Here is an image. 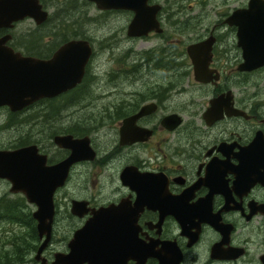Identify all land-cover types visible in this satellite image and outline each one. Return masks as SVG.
Returning a JSON list of instances; mask_svg holds the SVG:
<instances>
[{"label": "flooded vegetation", "instance_id": "1", "mask_svg": "<svg viewBox=\"0 0 264 264\" xmlns=\"http://www.w3.org/2000/svg\"><path fill=\"white\" fill-rule=\"evenodd\" d=\"M5 1L0 17L23 18L0 26L1 59L72 66L76 55L58 52L72 40L86 41L90 55L74 87L20 112L0 107L40 122L39 137L11 149L35 145L46 166L78 157L52 194L40 253L37 206L0 179L8 185L0 194L3 261L54 264L93 213L113 205L118 217L132 215L107 225L127 252L84 253L75 264H263L264 42L251 29L264 21V0H253L260 17H232L252 0H146L157 12L132 25L139 35L129 33L140 17L128 0ZM93 17L102 18L99 40ZM245 48L257 51L254 62ZM100 53L104 73L94 63ZM75 201L82 216L72 213Z\"/></svg>", "mask_w": 264, "mask_h": 264}, {"label": "water", "instance_id": "2", "mask_svg": "<svg viewBox=\"0 0 264 264\" xmlns=\"http://www.w3.org/2000/svg\"><path fill=\"white\" fill-rule=\"evenodd\" d=\"M5 2V0H0V5L5 4ZM251 3L249 9L234 13L232 17H260L254 1L252 0ZM127 4L135 10V17H140L132 21L129 33L131 35H139L140 33L133 30L132 25L139 19L143 20L144 17H153L154 19L157 11L154 9L155 7L147 10L145 6L146 0H140V8L138 6L136 8L134 0H128ZM19 18L23 17H0V26L7 25L9 22ZM33 18L37 24L46 20V17ZM251 30L256 39L264 42V21L253 25ZM244 32L245 30L241 31L242 37H244ZM262 46L264 49V45ZM88 48V43L81 40H72L63 45L58 52L63 51L76 55L71 59L72 66L67 67H62L58 60L40 61L30 59L27 62L24 59L9 60L6 57L0 58V106H7L12 112L21 111L40 98L52 97L74 87L83 76L84 66L90 55V49L88 50ZM256 53L257 51L255 50L251 51L247 48L244 50L245 56H248V59H252L253 62ZM260 54L263 59L259 61V65L264 64V51L260 52ZM3 56H5L4 38H1L0 57ZM246 64L243 65L245 69L258 66L257 63L252 66H246ZM62 139L56 137L55 141L59 143ZM77 158L76 156H71L59 164L46 166L45 159L38 155L35 145L9 150L0 149V179L10 182L11 192L23 193L28 202L37 206L32 216L37 221V230L40 237L45 235L38 253L46 246L50 236L53 217L52 194L55 188L62 184L68 167ZM82 205L84 204L75 201L72 213L82 216L85 213H83ZM119 212L120 210L117 206L111 205L93 213V217L86 222L82 229L76 232L74 239L69 242L70 253L63 258H59L54 264L80 263L84 260V258H80V254L84 253L90 255H118L127 252V245L118 244L115 241L118 240V237L114 239V232L107 227V225H111V222H115V224L126 222L132 217V215L121 214L122 218H120L117 216ZM104 240L109 243L108 247ZM95 248L97 250L92 251ZM102 248L103 250H100ZM75 254L76 259L72 257ZM104 258L107 260L108 256ZM262 262L264 264V258H262Z\"/></svg>", "mask_w": 264, "mask_h": 264}, {"label": "rangeland", "instance_id": "3", "mask_svg": "<svg viewBox=\"0 0 264 264\" xmlns=\"http://www.w3.org/2000/svg\"><path fill=\"white\" fill-rule=\"evenodd\" d=\"M222 8L227 9V6L221 7V9ZM197 11L199 12V8H197ZM89 21H95V23H91L89 27L94 31L93 35H95L97 39L99 40L103 35V33H101V26L103 25L102 18L93 17ZM96 46H98V43H96ZM105 59H106L105 55L102 53L99 54L97 59H94V63L96 61L100 63L99 68L101 69L102 73H104L105 69L107 68ZM84 104L85 103H78L76 106L73 107V109L74 108L77 109L78 106H83ZM30 114L32 115L33 111H30ZM62 114H64L63 111H62ZM76 116H78V114ZM7 117H8L7 111L5 109H1L0 110V126L3 125V122L6 120ZM22 117H25V116L19 115V113L15 115L16 119L21 118V120H23L24 118ZM51 121H53V119ZM40 131H41V127H40L39 119L37 120L35 117L32 118L29 122L23 121L20 124L10 126L7 128H2L0 129V149H10L13 145H15V142L17 140L19 141L20 137L34 140L37 137H39ZM7 189H8V185L0 181V194L7 191Z\"/></svg>", "mask_w": 264, "mask_h": 264}, {"label": "trees", "instance_id": "4", "mask_svg": "<svg viewBox=\"0 0 264 264\" xmlns=\"http://www.w3.org/2000/svg\"><path fill=\"white\" fill-rule=\"evenodd\" d=\"M15 115L16 114H9L7 119H6L5 125H1L0 129L20 124L23 121V120H21V118L16 119ZM17 141L15 142V145H13L12 147L24 144V142L26 141V138L20 137L19 141L18 142ZM3 200H4V198L2 200L0 199V205H3ZM13 207H15V204L13 205ZM4 214H6V211H5L4 207H3V208L0 209V215H4ZM17 214H18V212L14 211L13 212V217H15ZM2 258H3V255H0V263L5 262V261H3Z\"/></svg>", "mask_w": 264, "mask_h": 264}, {"label": "bare ground", "instance_id": "5", "mask_svg": "<svg viewBox=\"0 0 264 264\" xmlns=\"http://www.w3.org/2000/svg\"><path fill=\"white\" fill-rule=\"evenodd\" d=\"M17 142H18V141H17ZM0 264H10V263L8 262V259H7L5 262L0 263Z\"/></svg>", "mask_w": 264, "mask_h": 264}]
</instances>
